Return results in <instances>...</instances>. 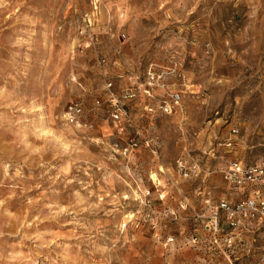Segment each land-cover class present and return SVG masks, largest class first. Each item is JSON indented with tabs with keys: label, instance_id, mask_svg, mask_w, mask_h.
Returning <instances> with one entry per match:
<instances>
[{
	"label": "rangeland",
	"instance_id": "374dc122",
	"mask_svg": "<svg viewBox=\"0 0 264 264\" xmlns=\"http://www.w3.org/2000/svg\"><path fill=\"white\" fill-rule=\"evenodd\" d=\"M149 72L120 131L107 82ZM232 160H264V0H0V264H202L193 217L240 197Z\"/></svg>",
	"mask_w": 264,
	"mask_h": 264
},
{
	"label": "built area",
	"instance_id": "2783aa9c",
	"mask_svg": "<svg viewBox=\"0 0 264 264\" xmlns=\"http://www.w3.org/2000/svg\"><path fill=\"white\" fill-rule=\"evenodd\" d=\"M97 8L95 4L92 13L83 15V25L82 28L80 27L81 34L87 33L86 28L91 26L90 22L94 19ZM105 63V57H101L99 64ZM157 78L155 74L149 72L148 83H141L132 88L124 89L120 96H116L113 92V83L107 82L106 89L109 91V103L112 107L110 117L115 125L120 128V131L131 123L126 104L140 96L149 99L154 98V81ZM167 95L172 103L176 105L180 103V93L169 92ZM161 102V111L171 113L172 106L167 101ZM95 103L101 104L100 100H96ZM146 107L148 111L154 110L150 106ZM83 109L81 101L70 103L65 112L66 121L70 124H81ZM232 133L237 134L238 129H232ZM225 145L232 147L233 141L229 139ZM135 147L136 144L131 142L123 148V155L127 156ZM179 168L183 175H190V171H187L186 164L183 162H179ZM221 174L229 188L240 193L242 198L236 201L214 200L207 195L202 208L193 217L196 221L202 222V238L198 237L197 234L192 235L189 243L197 246L202 242V252L206 264H240L242 250H239L240 245L233 239L232 232L237 231L240 236L248 233L260 241L257 253L253 254L252 250L249 253L246 251L252 260L251 264H264V160L256 163L232 160L221 169ZM169 241L173 242L174 238H170ZM218 255L222 256L227 263H217L215 257Z\"/></svg>",
	"mask_w": 264,
	"mask_h": 264
},
{
	"label": "crops",
	"instance_id": "0c3cea01",
	"mask_svg": "<svg viewBox=\"0 0 264 264\" xmlns=\"http://www.w3.org/2000/svg\"><path fill=\"white\" fill-rule=\"evenodd\" d=\"M258 162H260V161H258ZM188 171H190V169ZM195 171H196L195 175H199L200 172H201L199 169H196ZM220 173H221V170H220ZM232 192H234V191H232ZM207 195L208 194H205V193L203 194V196H202V202H201L200 207L203 206L204 199L206 198ZM241 198H242L241 195H240V197H232L230 199V201H236V200L241 199ZM232 233H233V239L238 243V245H240L239 250H242V255L240 256L241 260L239 261V263L240 264H251L252 260H250V258L248 257L247 252L249 253L251 250H252V253L253 254H255V253L258 252L259 246H260L259 239L256 240L254 238V235H249L248 233L242 234V236H240L237 231H234ZM240 241L242 243H239ZM215 261L217 263H227L226 260L222 256H220V255H218V256L215 257ZM202 264H206V262L204 260V254H203V252H202Z\"/></svg>",
	"mask_w": 264,
	"mask_h": 264
}]
</instances>
